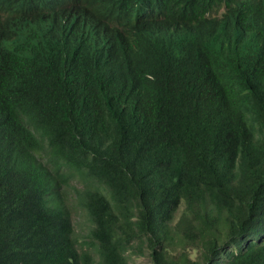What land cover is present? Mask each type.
I'll return each instance as SVG.
<instances>
[{
  "label": "trees",
  "instance_id": "16d2710c",
  "mask_svg": "<svg viewBox=\"0 0 264 264\" xmlns=\"http://www.w3.org/2000/svg\"><path fill=\"white\" fill-rule=\"evenodd\" d=\"M145 251L264 264V0H0V264Z\"/></svg>",
  "mask_w": 264,
  "mask_h": 264
},
{
  "label": "rangeland",
  "instance_id": "374dc122",
  "mask_svg": "<svg viewBox=\"0 0 264 264\" xmlns=\"http://www.w3.org/2000/svg\"><path fill=\"white\" fill-rule=\"evenodd\" d=\"M73 189L80 190L83 187V183L79 178H76L72 181ZM71 194L70 196L67 195L66 198H64L65 205L70 212V219L72 221L75 234L79 240L80 243L84 244L86 242V237L89 234L90 229L92 228L91 222L87 216V214L82 210V208L79 206V204L76 203L75 200V194L76 192L74 190H70ZM77 195V194H76ZM183 207H180L179 210L174 215V220L171 224V226H174L177 222ZM89 248V251L92 252V247H83L84 250H87ZM172 250L174 253H178L180 251V248L178 245L175 247H172ZM192 258L194 257V253H192ZM129 264H152L151 259L149 257V253L147 251L144 252V254L141 255H131Z\"/></svg>",
  "mask_w": 264,
  "mask_h": 264
}]
</instances>
